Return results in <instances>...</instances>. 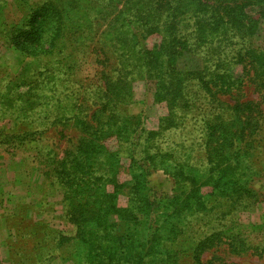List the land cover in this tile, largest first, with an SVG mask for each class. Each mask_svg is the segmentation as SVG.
Wrapping results in <instances>:
<instances>
[{
    "label": "rangeland",
    "instance_id": "rangeland-1",
    "mask_svg": "<svg viewBox=\"0 0 264 264\" xmlns=\"http://www.w3.org/2000/svg\"><path fill=\"white\" fill-rule=\"evenodd\" d=\"M114 1L0 0V264H100L101 258L77 260L79 244L72 218L80 212L72 210L84 201L77 175L89 166L95 175H107L111 171L107 158L112 153L111 161H117V190L108 184L104 192L95 191L92 196L93 201L103 192V201L106 193H117L111 201L115 208L110 216L111 231L128 241L117 247L118 259L110 264H194L193 253L199 243L203 264H264V76L245 60L229 67L234 72L228 90L204 99L203 93L191 89L194 100L208 104L206 115L230 121L238 114L240 121H248L231 150L236 154L219 167L206 169L204 151L196 139L201 120H207L202 110L195 124H186L185 130L173 137L174 141L185 139L186 147L191 145V151L177 149L182 155L176 156L202 172L170 161L154 169L144 160V149L150 133H158L168 116V102L156 97L157 78L147 80L134 73L131 82L130 75L123 83L112 82L125 75L121 64H136L119 56V38L124 31L112 30L104 49H97L101 32L114 24ZM198 1L207 6L203 14L212 18L257 20L264 11V2L246 4L247 0H186L182 7L189 9ZM43 8L46 13H41ZM37 11L41 15L34 36L29 42L22 36L19 43L24 52L19 51L10 38L28 30V20ZM188 11L183 14L187 18L191 15ZM88 34L90 39L80 43L79 37ZM162 38L156 33L146 38L137 35L134 48L157 49ZM51 42L54 47L49 51ZM132 46L128 42L127 47ZM241 46L231 45L229 50L236 54ZM251 46L264 50V22L259 23ZM68 66L69 78L64 77L58 90L50 93L46 84L59 82L60 71ZM195 66L196 62L185 56L177 61L179 69ZM212 87L213 92L218 89ZM113 90H121V96L111 99ZM50 96L53 104L56 99L66 102L67 109L73 111L71 118L63 114L64 104L58 108L55 104L56 110L52 107L47 118L43 113L40 119L30 114L32 109L42 108L41 102L49 104ZM108 99V108L121 113L114 121L119 131L111 137L105 133L108 111L101 112ZM241 105L242 112L234 110ZM123 116L132 118L129 130H136L129 138L128 132L122 131L127 126ZM99 145L112 153L98 152ZM185 151L190 153L188 160ZM69 166L76 173L70 169L65 188L61 179L67 176L64 169ZM188 198L191 208L183 204Z\"/></svg>",
    "mask_w": 264,
    "mask_h": 264
},
{
    "label": "trees",
    "instance_id": "trees-1",
    "mask_svg": "<svg viewBox=\"0 0 264 264\" xmlns=\"http://www.w3.org/2000/svg\"><path fill=\"white\" fill-rule=\"evenodd\" d=\"M134 1L126 0L123 3L119 0L114 1L118 5H115L114 24L109 25V28L107 27L101 32V36L96 44L98 45V50H103L104 46H106V38L110 36L112 30H115L114 33L119 30L121 33L124 31L125 34H121L123 37L119 38L120 45L118 49L121 50L119 56H125L127 60L133 59L136 64L134 67L122 66L121 64L119 66L121 67L120 71H123L125 75L121 74V77L124 76L123 78L118 75L112 82L123 83L127 75L132 76L134 73L135 76L147 80L157 78L156 97L163 98L168 102V116L159 125L160 131L158 133H150L148 143L144 149V160L154 169L170 161L171 164L180 168L188 167V169H193L196 173H201L202 171L194 169L187 161L181 162V158L177 157L178 154L182 155V152L177 149L184 148L186 151H191V145L186 147L185 139L178 138V141H174L173 137L181 130H185L186 124L188 126L195 124L198 121L196 119L199 116V111L203 110L204 117L207 116V120L199 121L201 123L199 125L200 134L196 139L204 151L207 164L206 169L209 171L213 170L219 167L223 161L227 160L230 155L237 153H232L231 150H233L238 139L242 137L245 130L243 125H248V121H240L238 114L235 116V119L230 121L224 120L220 115L210 113L206 115L205 111L209 109L208 104L202 102L203 105H201V101L194 100L193 94H190L192 93L191 89L195 88L194 92L200 91L203 93L204 99L222 89L228 90L230 84L233 82L232 74L234 72V69L229 67L235 62L241 63L245 60L249 61L250 66L259 72V75L264 76V50L251 46L252 37L258 33L259 23L264 22V11L260 19H248L245 21L236 16H232L230 19L219 16L214 18L209 15L206 16L203 12H205L207 6L199 1L192 7H189V9L187 8L188 6L182 7L183 2L186 0H138L133 3ZM253 2L261 3L264 0H247L246 4H252ZM181 8H183L182 11H180ZM235 9L233 8V10ZM40 11L41 13L47 12L44 8ZM185 11L190 12L189 18L183 15ZM40 15L38 11L33 13L27 23L26 29L28 30L20 31L17 34L18 36L15 34L11 36L10 41L13 39V45L17 50L24 52L23 45L19 43L22 36H24L27 42L32 40L35 23L39 22L40 18L38 19V17ZM55 15L60 16L58 12H55ZM185 28L188 29L184 30ZM189 28L192 29L191 32L187 31ZM57 29L60 33V28L57 27ZM234 29L235 31H233ZM152 33L162 34L163 36L159 48L153 50L144 49V51L135 50L137 35L146 38ZM89 39L90 35L88 34L85 37H79L78 40H80V43H83ZM130 41L133 43V46L127 47ZM32 43L37 42L32 41ZM231 45L243 46L235 54L229 50ZM52 47L54 45L51 42L48 50H52ZM32 50L35 51L36 49ZM129 52L132 53V56L129 55ZM184 56L185 59L196 62V66L190 69L177 68L178 59ZM62 69H64L62 70L63 72L60 71V75L57 77L59 82L50 80L46 84L45 88L50 93L53 90H58L59 83L63 81L64 77L69 78L68 73L71 71V66L63 67ZM109 77L112 78L111 76ZM133 79L134 77L132 76L129 82ZM129 82L128 84H131ZM212 86H218V89L213 92ZM121 93V90L118 92L113 90L110 94L112 95L111 99L119 98ZM26 95L28 96V93ZM36 97L40 99L43 96L36 95ZM52 99H54L53 96L48 98L50 100L49 104L45 103V101L41 102L42 108L40 110L32 109L30 114H34L37 116V119H40V114L43 113V116L45 114V118H47V114H52L51 108L55 104L57 108L64 104L63 111L65 113L63 114L65 116L68 114L69 118H71L73 111L67 109L68 105L66 102L56 99L53 104L51 103ZM111 99L105 100L106 102L102 105L103 109L101 110V112L108 111V123L106 126L108 130L105 133L110 137L116 136L119 131L118 127H115L114 121L121 114L114 109L108 108L111 105ZM235 109L239 112L243 111L242 105L239 107L235 106ZM53 110L56 109L53 107ZM194 119L195 122H192ZM122 121L127 123V126L123 127L122 131L128 132L127 138H129L136 131L135 128L129 130V125L133 120L132 118L123 116ZM164 142H167V144ZM85 146L89 147L90 144H86ZM101 151L103 153H112L106 150L103 145H99L98 152ZM189 151L184 153V158L187 160L190 158ZM113 155L112 153L108 158L105 155V158L110 160L109 165L111 167V171H107V175H95L91 172L92 166L85 168V171L77 175V180H80L77 186L83 190L79 194L84 198L83 204L79 208L74 207L72 210L73 213L80 212L79 217L72 218L76 225V237L79 244L77 260L84 257L94 262L96 258H101L100 264H103L104 261L110 264L111 261L114 262V258L115 260L118 259L117 247L128 241L123 236L116 235L113 230L111 231L114 225L110 223V216L115 210L111 201L116 198L117 193L115 191L111 194L106 193L105 198H103L104 202L100 198L105 195L103 193L105 185L112 184L116 189L117 161H111ZM105 162L108 164L107 160ZM102 165H104V162ZM70 169L72 173H76L73 166L64 169L67 176L61 180H63V187L65 186V188H68L66 178L69 176ZM181 176L187 178L184 171H181ZM83 180L85 183H83ZM138 182L140 183V181ZM95 191L103 192L101 196L98 195L92 201ZM198 201L201 204L199 199ZM183 204L189 208L193 206L190 198L184 201ZM200 248L201 244L199 243L194 249V264H203L200 261ZM79 261L82 263L81 260Z\"/></svg>",
    "mask_w": 264,
    "mask_h": 264
}]
</instances>
